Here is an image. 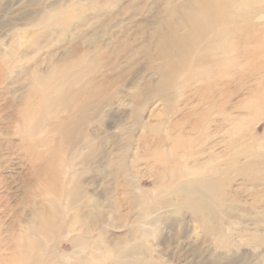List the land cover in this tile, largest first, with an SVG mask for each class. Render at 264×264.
Instances as JSON below:
<instances>
[{"label": "rangeland", "instance_id": "obj_1", "mask_svg": "<svg viewBox=\"0 0 264 264\" xmlns=\"http://www.w3.org/2000/svg\"><path fill=\"white\" fill-rule=\"evenodd\" d=\"M183 1L0 0V264H264V72L169 66Z\"/></svg>", "mask_w": 264, "mask_h": 264}, {"label": "bare ground", "instance_id": "obj_2", "mask_svg": "<svg viewBox=\"0 0 264 264\" xmlns=\"http://www.w3.org/2000/svg\"><path fill=\"white\" fill-rule=\"evenodd\" d=\"M257 3H262L263 5L264 0H188L183 4V7L188 11H193L195 15H190V18H187L188 15L180 17L177 26L179 28L182 27L184 30L181 34L182 36H170L166 44L171 48L172 52L166 49L164 53H161L169 59V66L171 67L176 66V64L196 67L204 65L211 58L212 61L215 60L218 56L216 53L220 52L224 57H219V61L231 60L236 66L237 64L241 65L239 68L231 69L230 80L239 78L244 74L247 75V77L261 74L264 72V19H257L258 15L260 13L262 14L264 11V6L259 8L261 9L260 11H258L259 9L254 10ZM168 14H170V12ZM167 17L168 16H166V18ZM208 34H210V39L208 38L209 41L205 42V45L200 49V53L194 57L189 56L190 52H192L191 50L198 43L203 41ZM182 41L185 43L184 46ZM173 46H176V49ZM181 46H183V48ZM212 50L216 51L209 54ZM233 51L235 54H232L230 57ZM174 53L176 60L172 57ZM258 82L259 87L264 88V74H261V78ZM262 100L263 102L260 108L264 109V99ZM204 101L208 103L212 101L213 103V97L210 95L206 97ZM30 108L31 107L26 106L24 108V113L30 114L32 110ZM208 112L209 108H205L204 114ZM74 121V117L68 118V126ZM232 142H234V140ZM219 172V170L211 172L202 182V186L211 190L214 195L221 194V180L217 177ZM198 206H201L199 207L200 209L206 208L202 204Z\"/></svg>", "mask_w": 264, "mask_h": 264}]
</instances>
